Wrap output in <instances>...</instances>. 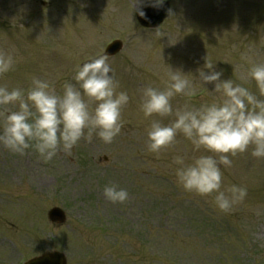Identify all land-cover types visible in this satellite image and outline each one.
<instances>
[{"label":"rangeland","instance_id":"rangeland-1","mask_svg":"<svg viewBox=\"0 0 264 264\" xmlns=\"http://www.w3.org/2000/svg\"><path fill=\"white\" fill-rule=\"evenodd\" d=\"M168 2L169 16L150 29L136 20L133 0H0V50L14 60L0 85L26 93L39 78L62 93L65 82L76 83L79 64L119 39L123 46L107 57L117 91L130 98L111 143L94 131L47 162L34 148L20 154L0 144V264L53 250L67 264H264V158L251 154L253 146L228 154L223 187L240 185L247 195L223 212L212 195L185 191L173 162L219 154L195 150L182 133L150 152L151 120L175 117H145L139 107L144 87L163 90L169 72L182 70L192 94H176L174 110L221 101L199 77L206 59L264 100L250 76L253 63H264V0ZM111 184L127 189L128 199H107ZM53 207L66 215L59 224L49 220Z\"/></svg>","mask_w":264,"mask_h":264},{"label":"clouds","instance_id":"clouds-1","mask_svg":"<svg viewBox=\"0 0 264 264\" xmlns=\"http://www.w3.org/2000/svg\"><path fill=\"white\" fill-rule=\"evenodd\" d=\"M164 0H133V12L147 19L145 6H161ZM13 56L0 50V76L9 72ZM210 60L198 69L199 77L214 85L220 93L219 102L199 106L185 104L174 110L172 98L183 93L191 95V81L182 71L168 74L167 87L161 90L148 85L143 88L140 110L145 117H171L169 123L152 119L148 128L147 148L159 153L172 145L178 133L191 141L195 150L201 147L215 155H199L186 162L183 155L173 157L177 183L188 192L212 195L217 208L228 212L243 201L247 188L240 185L223 187L221 165H231L229 153L235 156L252 147L251 154L264 158V100L231 78H222ZM207 69V71H205ZM250 76L264 96V63H253ZM75 84L65 82L62 93L47 80L35 78L25 93L24 89L0 85V117H3L0 144L12 152L23 154L34 148L45 162L58 150L71 152L82 138L91 141L96 134L111 143L120 133L122 110L129 102L126 91H117L118 81L105 54H99L77 66ZM87 98V99H86ZM95 102V107L91 103ZM9 106H15V110ZM104 195L112 202H124L129 193L116 184L106 185Z\"/></svg>","mask_w":264,"mask_h":264},{"label":"water","instance_id":"water-1","mask_svg":"<svg viewBox=\"0 0 264 264\" xmlns=\"http://www.w3.org/2000/svg\"><path fill=\"white\" fill-rule=\"evenodd\" d=\"M144 10L146 12L147 19L138 15V19H139L140 23L144 26L155 27L168 14L167 2H164L163 5L157 6V7L149 6V7L145 8ZM120 46H121L120 42H118V41L113 42L107 47L105 53L109 54V55L113 54L120 48ZM60 215L61 214L53 215L54 216L53 220L62 221L63 219L60 218ZM34 264H65V262H64V258L59 259V257L56 254H53V256H51L49 258H45V259H43L39 262H36Z\"/></svg>","mask_w":264,"mask_h":264}]
</instances>
